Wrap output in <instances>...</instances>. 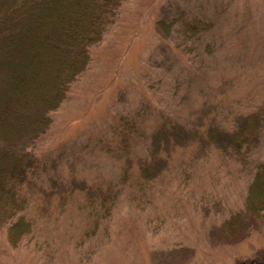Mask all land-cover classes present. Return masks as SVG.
<instances>
[{"label": "rangeland", "instance_id": "1", "mask_svg": "<svg viewBox=\"0 0 264 264\" xmlns=\"http://www.w3.org/2000/svg\"><path fill=\"white\" fill-rule=\"evenodd\" d=\"M88 55L0 264H264V214L221 231L264 163V0H121Z\"/></svg>", "mask_w": 264, "mask_h": 264}, {"label": "trees", "instance_id": "2", "mask_svg": "<svg viewBox=\"0 0 264 264\" xmlns=\"http://www.w3.org/2000/svg\"><path fill=\"white\" fill-rule=\"evenodd\" d=\"M120 3L0 0V226L25 208L20 185L33 165L28 149L48 129L50 112L84 70L88 49L101 39ZM263 214L261 163L243 208L222 224L221 231L230 239L241 238ZM28 231L29 224L19 218L9 225L8 241L14 246Z\"/></svg>", "mask_w": 264, "mask_h": 264}]
</instances>
